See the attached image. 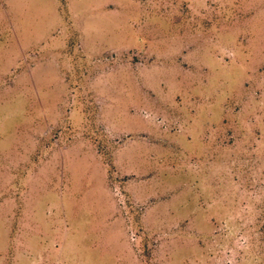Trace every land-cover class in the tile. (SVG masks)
Segmentation results:
<instances>
[{"label":"rangeland","instance_id":"obj_1","mask_svg":"<svg viewBox=\"0 0 264 264\" xmlns=\"http://www.w3.org/2000/svg\"><path fill=\"white\" fill-rule=\"evenodd\" d=\"M0 264H264V0H0Z\"/></svg>","mask_w":264,"mask_h":264}]
</instances>
